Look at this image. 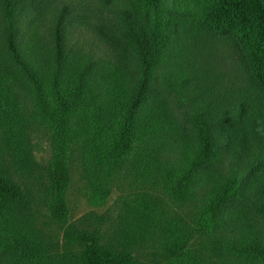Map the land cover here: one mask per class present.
I'll list each match as a JSON object with an SVG mask.
<instances>
[{
  "label": "trees",
  "instance_id": "1",
  "mask_svg": "<svg viewBox=\"0 0 264 264\" xmlns=\"http://www.w3.org/2000/svg\"><path fill=\"white\" fill-rule=\"evenodd\" d=\"M36 1L0 0V263H133L130 251L99 243L95 232L67 231L79 246L72 259L42 236L39 200L18 178L39 165L31 125L48 123L47 204L58 224L66 222L73 143L93 200L132 156L158 171L173 201L192 204L190 223L173 218L160 229L153 203L128 212L126 237L159 229L166 264H264V155L251 157L264 144V104L250 92L264 94V0H198L185 15L165 0H84L74 22L88 31L85 41L71 40L67 6L49 16ZM209 38L236 53L246 76V93L228 110L195 107L213 78L198 63ZM175 95L191 104L183 120L174 117ZM228 160L247 166L245 177L224 173Z\"/></svg>",
  "mask_w": 264,
  "mask_h": 264
},
{
  "label": "rangeland",
  "instance_id": "2",
  "mask_svg": "<svg viewBox=\"0 0 264 264\" xmlns=\"http://www.w3.org/2000/svg\"><path fill=\"white\" fill-rule=\"evenodd\" d=\"M34 2L37 3L36 0ZM45 3V13L47 12L49 16L53 14L56 6H67L66 14L70 15L69 23L74 22L76 14L81 13L84 9L83 5L87 4L84 0H42L43 6ZM95 3L98 1H90L91 5ZM164 5L180 15L193 14L198 0H165ZM20 7H22V14L28 13L26 6ZM72 8L73 14H71ZM72 31V41H85L89 37L88 31L82 29L79 24L76 25L75 22ZM90 38L92 40L91 34ZM198 63L201 65V70L212 75L213 78L210 82L211 87L206 89L208 95L199 100L195 107L209 101L214 103L217 109L228 110L234 105L233 100L238 97L240 91V93H246L248 89L246 76L237 64L236 53L221 40L209 38L200 48ZM250 92L258 97L256 102L264 104V94L257 89ZM175 96L179 100H177L178 105L176 102L172 104L174 117L183 120L184 116L188 115L187 111L191 104L182 96ZM166 98L167 102L171 101L169 96ZM189 125L190 123H186L187 127ZM48 129V123L40 126L35 123L31 125V132L27 139L32 145L31 152L39 165H36L32 174L18 180L39 200V203L33 206L36 211L34 214L39 222L42 236L52 244L53 249L57 250L62 258L72 259L74 251L79 246L76 241H70L66 233L77 229L95 232L101 244L130 251L134 256L132 264H166V259L161 252L159 229L173 218L190 223L191 215L195 210L192 204L188 201L184 203L173 201L158 171H147L144 165H140L132 156L120 169L107 175L105 196L98 201L93 200L92 189L84 172V162L77 146L72 143L67 152L69 182L65 192L66 222L62 225L58 224L50 218L47 204V176L44 168L47 167L53 152V137ZM255 146L256 144L252 145L251 151ZM258 151L264 155V144L254 150L251 156L253 160L257 157ZM170 159L165 157V162L168 163ZM226 163L223 172L228 174L230 171L227 169L231 168V163L229 160ZM231 169L237 177H245L247 166L235 164ZM138 202L154 204V224L159 229L148 232L143 238L133 237V232H129L132 236L126 237L125 234L128 232L126 217L129 210L133 209ZM63 263L65 264L64 260Z\"/></svg>",
  "mask_w": 264,
  "mask_h": 264
}]
</instances>
